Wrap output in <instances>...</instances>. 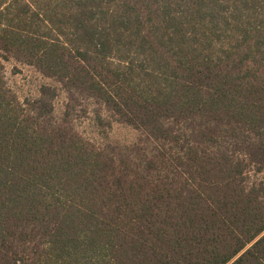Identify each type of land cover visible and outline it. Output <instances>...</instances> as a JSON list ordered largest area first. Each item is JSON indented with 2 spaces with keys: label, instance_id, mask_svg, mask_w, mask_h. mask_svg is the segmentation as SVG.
<instances>
[{
  "label": "trees",
  "instance_id": "trees-1",
  "mask_svg": "<svg viewBox=\"0 0 264 264\" xmlns=\"http://www.w3.org/2000/svg\"><path fill=\"white\" fill-rule=\"evenodd\" d=\"M0 57L67 94L0 61V264H264V0H0Z\"/></svg>",
  "mask_w": 264,
  "mask_h": 264
},
{
  "label": "rangeland",
  "instance_id": "rangeland-1",
  "mask_svg": "<svg viewBox=\"0 0 264 264\" xmlns=\"http://www.w3.org/2000/svg\"><path fill=\"white\" fill-rule=\"evenodd\" d=\"M2 72L9 88L19 97L20 100L36 98L42 85H52L59 89V95L56 99V114L60 115L64 111L67 101V94L62 90L61 85L54 79H48L43 76L36 68L28 64L19 62L13 58L9 60L1 59ZM84 106L87 107L86 114L79 107L77 111L76 128L87 138L95 141L103 142L101 132L95 125V111L99 109L92 101H86ZM102 113L106 115L105 108ZM80 116V117H79ZM107 140L115 144H131L134 142L139 133L130 126L122 123L114 122L111 128L107 129ZM105 136V135H103ZM253 178H264V172L252 175Z\"/></svg>",
  "mask_w": 264,
  "mask_h": 264
}]
</instances>
